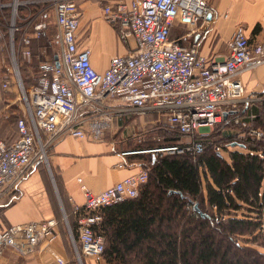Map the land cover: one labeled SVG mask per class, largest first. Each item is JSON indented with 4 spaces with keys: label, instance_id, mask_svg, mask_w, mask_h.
I'll list each match as a JSON object with an SVG mask.
<instances>
[{
    "label": "built area",
    "instance_id": "1",
    "mask_svg": "<svg viewBox=\"0 0 264 264\" xmlns=\"http://www.w3.org/2000/svg\"><path fill=\"white\" fill-rule=\"evenodd\" d=\"M43 1L53 9L54 43L58 49L50 59L38 63L35 83L28 87L23 85L17 69L9 68L4 74L3 90L8 91L10 81L15 82L22 110L16 122V140L6 143L0 139V203L19 192L21 183L39 165L47 164L49 151L65 137L99 142L116 123L143 116H156V123L163 120L190 139L200 130L226 120L229 114H237L232 119L234 125L250 128L240 113L253 98L245 97L241 75L264 65V38L250 43L245 27L237 25L226 43L223 61L202 55L197 41L186 47L170 39L175 23L186 28V36H196L228 17L226 13L215 14L206 0H118L106 4L102 8L103 20L117 28L122 42L132 40L134 48L126 55L111 57L103 72L91 65L90 49L77 46V0ZM18 28L12 27V38ZM46 29L45 23H38L32 32L24 34L23 57L30 58L32 40L41 38ZM10 48L15 64L11 42ZM249 135L257 141L264 140L259 130L250 129ZM202 149L200 142L192 140L182 146L123 152L121 156L197 155ZM147 178V171L140 167L137 173L98 193L82 187L84 203L73 205L71 211L76 223L78 262L82 258L99 259L104 251L103 237L94 232L101 221L98 211L137 197ZM63 221L68 225L66 215ZM58 225L52 218L0 227V264H8L5 251L27 258L40 244L55 264H72L53 250Z\"/></svg>",
    "mask_w": 264,
    "mask_h": 264
},
{
    "label": "trees",
    "instance_id": "2",
    "mask_svg": "<svg viewBox=\"0 0 264 264\" xmlns=\"http://www.w3.org/2000/svg\"><path fill=\"white\" fill-rule=\"evenodd\" d=\"M44 6L32 4V19L22 20L20 25L26 27L15 33L14 44L26 63L21 66L25 87L35 83L36 77L27 71V61L34 55H21L22 37L32 32L35 15ZM3 18L0 32L4 33L7 22ZM54 34L51 30L52 38ZM4 42L0 36V44L4 46ZM259 106L240 115L264 133V103ZM236 115L229 114L215 126L214 139H196L203 148L197 155L146 153L127 158L144 167L148 178L137 197L98 211L101 221L94 232L104 239L100 258L106 264H264V140L228 131L236 127L232 122ZM19 117L15 118L12 141L17 138ZM182 139L161 122L136 131L125 150L182 146ZM18 197L16 192L2 207L12 205L11 199ZM66 213L67 220L74 222L71 212ZM58 221L63 226V220ZM74 228L78 245L76 225Z\"/></svg>",
    "mask_w": 264,
    "mask_h": 264
},
{
    "label": "crops",
    "instance_id": "3",
    "mask_svg": "<svg viewBox=\"0 0 264 264\" xmlns=\"http://www.w3.org/2000/svg\"><path fill=\"white\" fill-rule=\"evenodd\" d=\"M117 1L77 0L80 11L77 46L81 50L90 49V62L97 72L107 69L111 57L126 55L134 48L132 40L122 42L118 37L117 28L109 25L102 18V8L106 4H114ZM206 1L215 14L226 13L228 17L219 19L215 25L208 30L199 31L196 36H186V28L175 23L170 33L171 40L186 47L197 41L200 53L210 60L217 61H223L226 58V43L232 37L237 25L245 27L250 43L263 40L264 0ZM43 3V0L28 2L35 5ZM52 17L53 15L51 20L54 18ZM49 19L50 14L44 7L35 15V24L47 25L43 36L31 42L32 54L35 55L38 63L41 59H50L52 56L46 47V44H52L54 39L50 35V25L54 24V21L49 22ZM35 44H45V46L36 49ZM241 80L245 88V97L253 98L247 106L243 107L242 113L248 110L253 112L264 103V65L244 72ZM156 122V116L127 119L116 123L99 142L81 141L71 137L60 139L48 153V166L37 168L21 183L18 199L6 207H2L4 202L0 203V227L40 222L52 218L57 221L63 220L66 212L69 214L72 211L73 205H83L82 187L98 193L137 173L142 166L128 160L127 158L131 155L122 157L121 153L138 152L139 150H125L128 138L134 136L136 131L145 130L147 126L154 125ZM63 227L58 225L53 250L59 256L70 260ZM3 256L8 264H55L43 244L38 245L34 254L27 258H21L10 251H5ZM88 263L91 264L93 261Z\"/></svg>",
    "mask_w": 264,
    "mask_h": 264
},
{
    "label": "rangeland",
    "instance_id": "4",
    "mask_svg": "<svg viewBox=\"0 0 264 264\" xmlns=\"http://www.w3.org/2000/svg\"><path fill=\"white\" fill-rule=\"evenodd\" d=\"M29 1L31 2V0H0V19L6 16L5 20L7 22L5 32L4 33L0 32V36L2 38H4V40H5V42L3 43L4 46L2 44H0V139L3 141H6L7 143L12 141L16 136L15 135L14 122H15V118L18 115H20L22 107H21L20 102L18 101L19 89L17 88V85L15 84V82L10 81L8 91L3 90L2 85L4 83V79H3L4 75L1 74V72H3V69H4V71H6L9 68H14V69L18 70L20 77H22L21 66H24V64H26V63H25V61L22 60V58L20 57V55L18 53V49H17L18 45H16V43L14 44V42H17L16 34L13 35V38L10 35H11V30H12L13 26L19 27L18 28L19 30H20V27H21V29H22V27H24V28L26 27V26H21L20 24H23L22 20L27 21V20H29V18H31L30 15H31V10H32V8H31L32 4H28ZM44 4H45L44 8L48 11V14H50L49 22H52V20L54 21L53 17H52L53 19L51 20V16L53 15L52 6H50L48 2L43 3L41 5H44ZM38 6H40V5H38ZM25 7H26V10H23V8H25ZM50 26H51L50 29L52 30V32H54L55 29H53V28H56L55 25L51 24ZM55 32H56V30H55ZM53 38L55 39V34H54ZM54 39H53L52 44H46L47 51L49 54H52L53 51H56L58 49L57 44L54 43ZM10 42H11V44H13V47H14V62H15V64L12 62ZM43 46H45V44H35L36 49H39ZM31 54H32V49H31ZM32 58L33 59L30 58L27 61V62H29V63H27V66L30 67L27 69V71L29 73V76L32 75V76L36 77L37 72H38V70H37L38 60L35 59V55ZM41 60H43V59H41ZM4 73H6V72H4ZM258 104H257V106H258ZM258 107H260V106H258ZM262 119H264V118H262ZM161 121L164 122L163 120H161ZM234 126H236V125H234ZM256 128L257 127H255V124H251L250 128H242L240 126H236V127L227 128V130L230 132L238 133V134H240V133L241 134H248L250 129L251 130H259ZM259 131L263 132V131H261V129ZM216 133H218V132L215 129V127L205 129V130H200V132L195 134L193 139H190V138L182 139V144L189 143L192 140L197 141L196 139H198L200 137H207L210 139H214L215 136H217ZM126 148H128V147H126ZM43 166H48V162H47V164H45ZM42 168H45V167H42ZM142 168L145 169L144 167H142ZM67 222H68V225L63 223V226H64L63 229H64V233H65V244H66V247L68 246L67 248H68V251L70 252V260L72 261V264H90L88 262H92V261H93V263H91V264H106V262L103 258L94 259L92 261H91V259L86 260V259L82 258L80 262H78L76 260L77 255H78V245L76 244V234L74 232L75 231L74 225H76V224L74 223L75 221L74 222L70 221V219L67 220ZM70 228L73 230L72 233H71ZM258 250H260V249H258Z\"/></svg>",
    "mask_w": 264,
    "mask_h": 264
},
{
    "label": "water",
    "instance_id": "5",
    "mask_svg": "<svg viewBox=\"0 0 264 264\" xmlns=\"http://www.w3.org/2000/svg\"><path fill=\"white\" fill-rule=\"evenodd\" d=\"M226 116H227V114L225 113V114H224V118H226Z\"/></svg>",
    "mask_w": 264,
    "mask_h": 264
}]
</instances>
